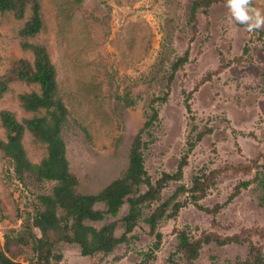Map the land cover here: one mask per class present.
I'll list each match as a JSON object with an SVG mask.
<instances>
[{"label": "rangeland", "instance_id": "1", "mask_svg": "<svg viewBox=\"0 0 264 264\" xmlns=\"http://www.w3.org/2000/svg\"><path fill=\"white\" fill-rule=\"evenodd\" d=\"M204 1L39 0L41 31L28 42L45 47L57 70L58 93L67 110L62 136L79 192L98 194L120 178L140 134L147 144L142 151L145 169L154 186L163 174H176L193 144L182 180L168 183L160 201L143 209L125 244L111 254L88 258L81 256L77 246L60 243L51 251L63 259L53 264H189L179 250L180 233L192 242L206 236L226 240L237 235L256 245L264 256V187L256 181L227 203L238 183L261 175L264 29L249 33L235 22L229 25L226 0H213L210 7L198 9L192 21L194 3ZM253 4L264 9V0H253ZM30 11L28 7L23 19L0 13V82L6 80L13 62L34 60L22 48L20 35ZM186 53L187 62L174 72ZM8 88L0 98V112H11L19 122L33 118L35 114L24 110L19 95L39 92V87L11 82ZM166 93L165 102L156 101ZM155 111L157 119L145 128ZM37 116L54 123L58 113L42 110ZM5 141L0 123V142ZM22 143L30 163L39 164L46 157V146L28 131ZM258 159L259 165L255 164ZM215 170L221 174L199 205L221 206L217 215L200 211L191 203V193L184 191L171 205L187 206L175 219L159 222L151 233L146 219L158 206L172 199L179 187L190 190L195 176ZM54 185L34 176L22 179L13 160L0 149V264L8 257L20 264H41L34 250L36 238L31 237L39 235L33 222L42 208L40 196L52 194ZM128 212L126 203L117 217L87 225L100 230L118 222L115 234L119 237L124 231L121 220ZM20 237L31 240L8 252L9 241ZM249 249V244L211 243L202 247L193 264L236 263L248 258Z\"/></svg>", "mask_w": 264, "mask_h": 264}, {"label": "trees", "instance_id": "2", "mask_svg": "<svg viewBox=\"0 0 264 264\" xmlns=\"http://www.w3.org/2000/svg\"><path fill=\"white\" fill-rule=\"evenodd\" d=\"M82 2L83 0H77ZM218 2V1H217ZM215 3V2H214ZM213 0L204 2H195L193 5L191 20L196 19L197 10L202 7H210ZM32 12L30 19L20 31L22 37V48L33 54L34 60L30 63L28 60L20 59L13 62L7 74L6 80L0 82V98L9 91L11 82H21L26 85H36L39 92L23 93L19 95L22 107L27 112L34 113L31 119L19 122L16 117L9 111L0 112V123L5 131L6 141L0 142V149L5 155L13 160L17 174L23 178L34 176L38 181L54 182L52 194L40 196L42 208L37 211L34 218L33 226L39 232V235L32 234V239L37 245L34 250L39 254L38 259L41 264H53V261L60 262L63 255H52L56 245L65 243L69 246H77L80 249L82 257H93L98 253L105 255L111 254L119 245L128 241V236L137 226L142 217V211L145 208H151L153 203L160 201V195L163 189L170 182H180L183 178L184 168L188 165L189 152L193 149L190 145L179 163L176 174H163L161 179L154 186L148 175L143 157V147L147 145L142 142L141 134L138 135L132 145L129 166L123 172L122 176L111 182L103 191L98 194H82L79 192V180L71 173L66 156V144L62 136L63 127L67 121V110L58 93V74L53 65L49 52L41 45L29 43L41 31V6L39 0H0V13H14L18 19H23L27 8ZM239 27H243L238 25ZM244 28V27H243ZM188 53L184 58H180L178 63L173 67L174 72L179 70L186 62ZM173 76L169 82L171 83ZM168 98V93L156 101L163 103ZM42 110L51 113L56 110L58 113L54 123H48L47 118L37 116ZM157 111L151 117V121L145 124V128H150L152 121L157 119ZM25 131L31 133L34 139L44 144L47 148V155L39 164L30 163L25 149L23 148V139ZM201 139V136L197 138ZM147 147H145L146 149ZM188 154V155H187ZM260 166L261 171L253 181L240 182L234 187V191L229 197L227 203H231L238 197L243 190L248 189L254 182L258 181L264 187V158ZM260 160H255L259 165ZM220 171H211L202 175H197L193 179V186L187 190L184 186L178 188L172 199L158 206L154 212L146 219L150 226L151 233H154L159 222L164 219H175L180 210L187 206V203L175 202L179 194L185 192L191 193V203L200 211L207 215L215 216L221 210L217 205L214 209H208L199 205V201L206 198L209 190L216 184ZM147 187V192L142 193L141 187ZM264 202V194L262 197ZM128 203L129 212L121 220L123 233L116 236L118 222H113L103 226L100 230L87 223H100L108 217H117L120 209ZM100 205L104 209H98ZM172 207L168 213V209ZM215 222V220H214ZM213 222V223H214ZM46 240H45V239ZM180 240L179 250L184 252L186 261L193 264L198 260L201 249L204 245L215 243L218 246L229 244H249V256L246 260H239L231 264H264L262 251L249 240L243 239L237 235L232 238L222 240L206 236L202 241H191L185 233L177 235ZM10 240V248L18 247L17 244L25 245L31 239L13 238ZM15 243L14 246H12ZM20 252V249L19 251ZM18 257V254H13ZM1 259V258H0ZM4 264H20L13 261L10 257L3 262ZM143 264V263H142Z\"/></svg>", "mask_w": 264, "mask_h": 264}, {"label": "clouds", "instance_id": "3", "mask_svg": "<svg viewBox=\"0 0 264 264\" xmlns=\"http://www.w3.org/2000/svg\"><path fill=\"white\" fill-rule=\"evenodd\" d=\"M227 23L234 22L252 33L264 29V9L254 6L253 0H226Z\"/></svg>", "mask_w": 264, "mask_h": 264}]
</instances>
